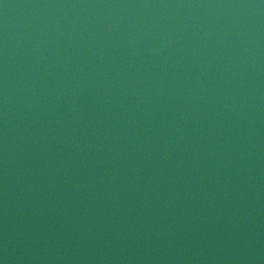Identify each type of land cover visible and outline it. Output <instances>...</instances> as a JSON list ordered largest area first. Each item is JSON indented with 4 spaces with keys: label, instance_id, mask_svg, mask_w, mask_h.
I'll return each instance as SVG.
<instances>
[{
    "label": "water",
    "instance_id": "1",
    "mask_svg": "<svg viewBox=\"0 0 264 264\" xmlns=\"http://www.w3.org/2000/svg\"><path fill=\"white\" fill-rule=\"evenodd\" d=\"M0 264H264V0H0Z\"/></svg>",
    "mask_w": 264,
    "mask_h": 264
}]
</instances>
